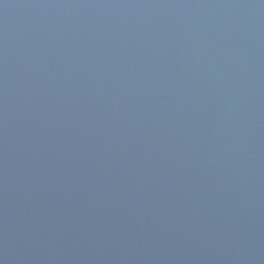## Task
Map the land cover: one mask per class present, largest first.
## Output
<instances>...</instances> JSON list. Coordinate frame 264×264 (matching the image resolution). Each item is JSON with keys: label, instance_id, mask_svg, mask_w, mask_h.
I'll use <instances>...</instances> for the list:
<instances>
[{"label": "water", "instance_id": "95a60500", "mask_svg": "<svg viewBox=\"0 0 264 264\" xmlns=\"http://www.w3.org/2000/svg\"><path fill=\"white\" fill-rule=\"evenodd\" d=\"M0 264H264V0H0Z\"/></svg>", "mask_w": 264, "mask_h": 264}]
</instances>
